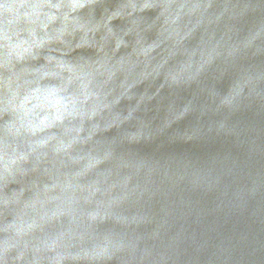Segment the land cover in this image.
I'll list each match as a JSON object with an SVG mask.
<instances>
[{
  "label": "clouds",
  "instance_id": "clouds-1",
  "mask_svg": "<svg viewBox=\"0 0 264 264\" xmlns=\"http://www.w3.org/2000/svg\"><path fill=\"white\" fill-rule=\"evenodd\" d=\"M0 264H264V0H0Z\"/></svg>",
  "mask_w": 264,
  "mask_h": 264
},
{
  "label": "water",
  "instance_id": "water-1",
  "mask_svg": "<svg viewBox=\"0 0 264 264\" xmlns=\"http://www.w3.org/2000/svg\"><path fill=\"white\" fill-rule=\"evenodd\" d=\"M149 38H153L152 34H149ZM156 84H158V81L156 83H150L148 81L139 84L136 88L133 89V93L136 96H139L141 93H144L147 91L149 94L155 90ZM167 93L162 92L161 96H166ZM136 101L135 99L132 100H122L120 105H118V110H124L127 107L131 106L134 104ZM161 104H166L167 100L160 101L159 98L157 100L152 101L151 104L148 105L150 109H154L157 106V103ZM111 135V133L109 134ZM185 148L189 146H184ZM191 149L196 152H201V153H213V154H220L223 155L225 152L229 151L231 149V140L230 139H225L223 137L221 138H216L206 144H201V145H194L191 146ZM234 151V149H231Z\"/></svg>",
  "mask_w": 264,
  "mask_h": 264
}]
</instances>
